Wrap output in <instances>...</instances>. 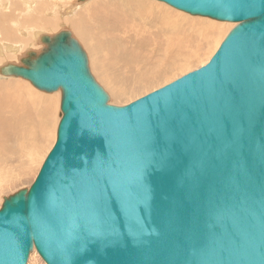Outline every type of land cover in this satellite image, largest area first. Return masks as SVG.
Segmentation results:
<instances>
[{
	"label": "water",
	"instance_id": "95a60500",
	"mask_svg": "<svg viewBox=\"0 0 264 264\" xmlns=\"http://www.w3.org/2000/svg\"><path fill=\"white\" fill-rule=\"evenodd\" d=\"M159 1L236 25L128 104L108 103L67 29L0 65L61 92L53 146L1 203L0 264L34 249L45 264H264V0Z\"/></svg>",
	"mask_w": 264,
	"mask_h": 264
},
{
	"label": "rangeland",
	"instance_id": "374dc122",
	"mask_svg": "<svg viewBox=\"0 0 264 264\" xmlns=\"http://www.w3.org/2000/svg\"><path fill=\"white\" fill-rule=\"evenodd\" d=\"M4 1L0 0V5H2L0 6V15L2 14L0 20L6 19V21H1L10 29L8 28L9 33H4L1 31L2 29H0V44L4 42H13V48H16L15 53H17V55H13V53L10 52L11 49L8 50L10 54L6 49L2 48L3 52L1 51L0 53V65L8 62L20 64V58L24 56L27 51L32 50L38 53L45 47V44L39 38L40 34L45 33L47 35H53L62 29H67L72 33L74 38L78 40L85 51L90 73L108 94V103L116 106L128 104L177 79L183 74L204 65L216 51L226 34L236 24L235 22L219 21L208 17L191 15L165 2L154 0L160 3L164 9L172 12L173 15H170L171 20L174 21L178 19L175 20V23L180 27L177 29L174 23V26H171V24L167 27L169 29L167 32L161 33L164 35L160 37L162 40V48H157L158 50H155L157 54L154 52V54L151 55L152 59L147 61V65L141 66L140 71L137 72L135 69L138 67V64L141 63L142 65L145 62L144 59L139 58V62L132 63L131 65L133 67L130 72L120 70L119 73H117L116 68L117 66L119 67L120 63L117 64L115 61V55L113 54L115 51L112 49H103V52H99L101 56V65L104 68L103 70H105L104 72L107 73L108 78L110 77L109 75H111V77L116 80L114 81L112 79L113 81H110L106 73L100 72L101 70L98 67L99 63L94 58L92 48L88 45L86 40L81 37L77 30L67 22L69 18L87 15L89 13V8H87V11L80 9H82V6L86 7L85 5L90 1H92L91 7H94L93 4L96 0H87L88 2L85 1L83 4H77L76 0ZM31 1L33 2L31 3ZM25 2L29 4H25ZM99 2H102L101 6L107 5L106 0H99ZM97 10L100 11V9ZM125 28L126 25L123 24L120 29L125 30ZM155 28L159 27L155 26L153 23L147 26L134 27L137 31L143 29L155 31ZM169 42L170 47L167 49L166 44ZM139 52H142V49H140ZM93 59H95V61ZM138 73L153 74V77L148 82L138 84L134 79L135 75ZM0 86V93L8 97H13V92L20 89L19 94L16 96H19L18 98L20 99L24 97V99L30 100L33 102L32 105L34 107L37 93L49 95L55 100L53 113L47 127L41 130L34 125L35 122L40 119L38 118V112H36L33 116L28 117V121L32 123L31 130L25 133L20 141L10 140L7 142V149L3 155V157L6 158L0 160L1 206L4 197L22 188H28L31 185L43 160L51 149L55 141L56 129L60 120L59 114L61 112L59 106L61 92L60 90L54 92L40 90L33 86L29 80L15 76L7 77L0 75ZM23 86L27 90H23ZM22 91L24 93H22ZM33 110L34 108L30 110L29 115ZM27 264H45V262L34 249L28 257Z\"/></svg>",
	"mask_w": 264,
	"mask_h": 264
},
{
	"label": "bare ground",
	"instance_id": "6f19581e",
	"mask_svg": "<svg viewBox=\"0 0 264 264\" xmlns=\"http://www.w3.org/2000/svg\"><path fill=\"white\" fill-rule=\"evenodd\" d=\"M85 1L87 0H82V1L78 0L77 4L78 3L83 4ZM155 1L154 0H106L107 5L101 6L102 2L96 0L95 3L93 4L94 7H91L92 1H90L89 3H87V5H85L86 7H83L81 5L82 9H80L83 11L84 10L87 11V8H89V13L87 15L69 18L68 19L69 21L67 22H69L70 26L72 25V27H74L77 30V32L81 35V37L85 39L88 45L92 48V52L94 53V58L99 63L98 67L101 70L100 71L101 73L105 71L103 70L104 68L101 65V56L99 55V52H101L103 49L106 50L112 49L113 51H115L113 52L116 59L115 61L117 64L120 63L119 67L117 66L116 68L117 73H119L120 70H123L125 72H130L133 67L131 65L132 63L139 62V58L144 59L145 62L142 65L141 63L138 64V67L135 69V71L137 72L140 71L141 66L147 65L146 64L147 61H150L152 59L151 55L154 54L157 48L158 49L159 47L162 48V43H161L162 40L160 39V37L164 35H162L161 33L167 32V30H169L167 27L171 24H172L171 26H174L173 24L175 23V20H178L175 19L174 21H172L170 16L173 15L172 12L164 9L160 5V3H157ZM32 2L33 1H31V3ZM25 4H29V3L25 2ZM91 8H93L94 11ZM97 9H100V11H98ZM1 20H0L1 23L0 29H2L1 31L4 33H9L10 28L8 27L9 28L8 29L6 27L7 25L2 22L4 20L6 21V19L2 21ZM152 23L159 28H155L154 29L155 31H150L148 29L137 31L134 29L135 26H147ZM123 24L126 25L125 30L120 29ZM179 27L177 26L176 28L178 29ZM209 27L211 28L210 25ZM12 43L4 42L0 44V53L3 50L2 48H4L7 50V52L8 50L11 49L10 52H12L13 55H17V53H15L16 48H13ZM166 45H167V49H169L170 42L167 43ZM140 49H142V52H139ZM95 59L93 60L95 61ZM109 76L110 77L108 78L107 76V78L110 81H113L114 78H112L111 75ZM152 77L153 74L138 73L135 75L134 79L136 83L141 84L144 82H148L149 80H151ZM22 89L27 90L25 89L24 86ZM0 90H1V86H0ZM19 91L20 89L18 91H14L13 97H8L5 94L0 93V160L6 158L3 157V155L5 154V151L7 149L8 141L10 140L20 141L21 138L24 136V134L28 133L31 130L32 123L28 121L29 116H33L34 113L38 112L39 115L38 118L40 119L39 120L37 119L38 121H36L34 125H36L42 130L45 127H47V125H49V120L52 116L53 108L55 106V100L53 97L49 95H41L42 93L41 94L35 93L36 102L34 107L32 105L33 102H31L30 100H26L24 99V97L20 99L18 98L19 96H16L19 94ZM22 93L24 92L22 91ZM33 108L34 110L29 115L30 110ZM59 115H61V113Z\"/></svg>",
	"mask_w": 264,
	"mask_h": 264
}]
</instances>
